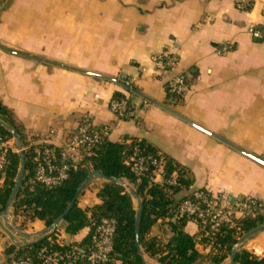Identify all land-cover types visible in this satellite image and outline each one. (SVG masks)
<instances>
[{
    "label": "crops",
    "instance_id": "1",
    "mask_svg": "<svg viewBox=\"0 0 264 264\" xmlns=\"http://www.w3.org/2000/svg\"><path fill=\"white\" fill-rule=\"evenodd\" d=\"M251 29L264 35V0H0V102L30 145L60 148L88 118L109 128L111 142L142 139L175 160L189 172L191 191L264 203V36ZM161 53L174 56L184 76L187 90L178 97L156 71ZM119 92L132 105L129 118L110 109ZM103 183L94 178L78 205L99 204ZM2 212L1 260L7 247L25 241L5 231ZM20 218L14 213L29 233L47 227ZM59 228L67 243L90 233ZM167 230L159 221L151 234ZM198 230L195 221L185 226L190 235ZM243 248L264 259V231Z\"/></svg>",
    "mask_w": 264,
    "mask_h": 264
},
{
    "label": "trees",
    "instance_id": "2",
    "mask_svg": "<svg viewBox=\"0 0 264 264\" xmlns=\"http://www.w3.org/2000/svg\"><path fill=\"white\" fill-rule=\"evenodd\" d=\"M172 95L174 94L169 93V96ZM123 98L125 95L120 92L113 96V99ZM130 108L132 109V105ZM0 118L17 130L25 150V176L12 203L16 216L39 220L45 226H51L65 212L84 183L96 177L104 179L98 192L100 203L84 209L78 205L77 199L60 224L69 235H75L82 229L90 227V233L81 242L57 243L53 232L28 244L20 246L13 244L7 247L4 252L7 262L31 258L33 264H42V259L39 257L42 251L45 254L53 252L67 254L75 247L88 250L93 247V233L96 227L103 219H110L114 221L115 227L113 249L110 259L103 264H148L145 255L156 259L160 264H221L231 255L241 236L264 225V214H259L255 217L237 218L233 225L221 223L216 231H210L209 223L203 226L201 221H195L185 215L179 216L180 202L187 197L192 198L189 192L193 181L189 172L145 140L137 138L111 142L108 137H105L94 148L92 154H85L80 164L71 168L68 178L61 184L47 187L41 183H32L31 179L38 166L35 161V150L46 145H30L22 131L13 124L11 113L1 102ZM84 119L90 121L88 118ZM101 127L96 126V128ZM12 139V134L0 123V143ZM47 146L57 151L61 150L58 147ZM135 148L140 150L141 156L163 161L164 183L151 181L148 175L153 167L149 168L147 176L141 178L133 173L127 160ZM20 167V154L10 150L3 173L0 174V179L3 178V182L0 183V211L4 210L12 193ZM175 172L178 175L176 183L169 184L168 181L172 179ZM126 184L141 200L139 237L136 235L135 226L139 207ZM203 191L211 194L206 190ZM181 193L185 194L178 198L177 195ZM159 221L168 228L164 233L168 235L167 238H164V234H151L153 226ZM189 221L197 223L199 230L196 235H190L185 231ZM197 245L210 247L211 250L205 254L197 249ZM234 264H264V259L245 248H240L235 253Z\"/></svg>",
    "mask_w": 264,
    "mask_h": 264
},
{
    "label": "built area",
    "instance_id": "3",
    "mask_svg": "<svg viewBox=\"0 0 264 264\" xmlns=\"http://www.w3.org/2000/svg\"><path fill=\"white\" fill-rule=\"evenodd\" d=\"M251 33L257 38L264 36L259 30L251 29ZM176 63V58L168 53H161L154 57L156 71L165 76L168 92L180 95L187 90V84L184 76L175 71ZM123 83L128 90H133L134 86L131 80L124 79ZM130 105L127 98L112 99L110 109L119 118L125 119L133 115ZM108 135L109 128L107 126L96 128L90 121L81 120L77 131L60 147V151L47 145L43 148H36L35 161L38 166L31 182L41 183L47 187L61 184L68 178L71 168L76 164H80L85 154H92L94 148ZM10 150L18 152L13 145L9 144V141L0 143V174L3 173L7 163V154ZM127 164L131 165L133 173L140 178L147 176L146 173L149 168L153 167L148 175L151 181L164 183L163 161L141 156L138 148H135L133 154L127 160ZM177 176L176 172L173 173L172 179L168 183L175 184ZM2 182L3 178L0 179V183ZM189 193L192 198L187 197L180 202L179 216L185 215L195 221H201L203 226L209 223L210 231H216L221 223L233 225L235 219L243 216L255 217L264 214V203L256 198H240L230 202L226 197L209 195L203 190H192ZM57 230L54 232V240L60 244L67 243L64 241L63 232L59 228ZM114 231V221L103 219L93 233L92 248L86 250L85 248L75 247L67 254L57 252L45 254L42 251L39 253V257L42 259V264H103L110 259ZM0 264H33V261L31 258H20L7 262L3 258Z\"/></svg>",
    "mask_w": 264,
    "mask_h": 264
},
{
    "label": "water",
    "instance_id": "4",
    "mask_svg": "<svg viewBox=\"0 0 264 264\" xmlns=\"http://www.w3.org/2000/svg\"><path fill=\"white\" fill-rule=\"evenodd\" d=\"M0 123L12 134L13 139L15 141V146L18 150V153L20 154L21 157V167L19 169L18 175L15 179V185L14 188L12 190V193L6 203V206L2 212V216H3V220H4V229L5 231L9 232V233H14L17 235L22 236L23 238H25L24 242H17L15 241V244L20 246L23 244H28L33 242L34 240H36L37 238H41L44 237L46 235H49L53 232H55L59 227L61 222L63 221L65 215L71 210V208L74 206L76 200L79 198V196L81 195V193L87 188L88 184L93 180L91 179L90 181L84 183L76 192V195L74 197V199L71 201V203L69 204L68 208L65 210V212L63 214H61L57 220L54 222V224H52L51 226H47L45 229L37 232V233H29L27 232L22 226L18 225L16 223V220L14 219V211L11 210L12 208V203L16 197V195L19 192L21 183L24 179L25 176V170H26V157H25V150H24V145H23V141L22 138L20 136V134L17 132V130L10 125L9 123L5 122L4 120H2L0 118ZM109 180H111V178H109ZM126 186L129 188V191L132 193V195L134 196V198L136 200H138L139 202V211L138 214L136 216V222H135V226H136V235L137 237H139V220H140V216H141V211H142V205H141V201L140 198L135 195L134 191L131 189V187L126 184ZM264 231V225H261L253 230H251L250 232L246 233L245 235H243L238 243L236 244V246L234 247L231 255H230V264H234L235 262V253L238 249L242 248L243 244L245 243V241L255 235L258 232ZM138 244H139V239H137ZM209 249V248H208Z\"/></svg>",
    "mask_w": 264,
    "mask_h": 264
},
{
    "label": "rangeland",
    "instance_id": "5",
    "mask_svg": "<svg viewBox=\"0 0 264 264\" xmlns=\"http://www.w3.org/2000/svg\"><path fill=\"white\" fill-rule=\"evenodd\" d=\"M12 141L14 142L13 144V146L15 147V149H17L16 148V146H15V141H14V139H12ZM90 184V183H89ZM89 184H88V186H89ZM87 186V187H88ZM95 191H96V188L95 187H93V188H90V189H87V197H88V199L91 201V203H93V201L94 200H97L96 199V193H95ZM82 199V202L84 203V201H85V196L83 197V198H81ZM21 220H22V222H24L26 219L27 220H29L28 218H26V217H21L20 218ZM162 231L161 230H159V233H161ZM22 242H24V241H22ZM4 258H5V256H4Z\"/></svg>",
    "mask_w": 264,
    "mask_h": 264
}]
</instances>
